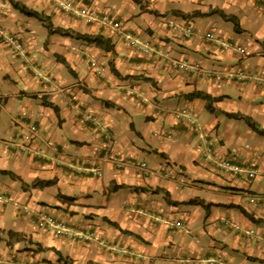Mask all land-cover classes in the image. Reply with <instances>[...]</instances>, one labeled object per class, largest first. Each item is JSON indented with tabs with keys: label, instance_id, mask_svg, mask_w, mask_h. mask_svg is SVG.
Here are the masks:
<instances>
[{
	"label": "crops",
	"instance_id": "obj_1",
	"mask_svg": "<svg viewBox=\"0 0 264 264\" xmlns=\"http://www.w3.org/2000/svg\"><path fill=\"white\" fill-rule=\"evenodd\" d=\"M12 1L54 27L100 34L113 51L49 34ZM65 2L72 12L60 9ZM80 7L121 28L87 23ZM184 20L188 39L167 28ZM209 31L245 55L207 41ZM133 40L200 70L170 68L136 52ZM258 74L264 0H0V170L14 175L0 174V264H264V137L241 118L264 132ZM195 91L209 96V108L187 97ZM20 121L36 126L31 141ZM226 158L254 177L219 167ZM112 183L121 188L110 192ZM39 209L66 233L38 229Z\"/></svg>",
	"mask_w": 264,
	"mask_h": 264
},
{
	"label": "built area",
	"instance_id": "obj_2",
	"mask_svg": "<svg viewBox=\"0 0 264 264\" xmlns=\"http://www.w3.org/2000/svg\"><path fill=\"white\" fill-rule=\"evenodd\" d=\"M254 1V0H251ZM60 9L63 12H71L73 10V5L71 2H65L60 5ZM77 14L82 16L87 23H92L94 21H99L101 25H107L110 26L112 29H119L120 23L118 21H114L110 14L107 13H101L99 14L95 9L91 7H80L77 9ZM167 28L170 31L178 32L183 39H188L193 35V29L191 24L187 23V21L184 20L183 25H177L175 23L169 22L167 23ZM204 38L209 42H223L224 47H233L236 52L240 55H243L246 53L244 48L241 46H233L230 43H227L217 35H215L212 31H209L205 33ZM4 40L9 41L11 44H13L16 47H19V44L17 40L14 38H5ZM129 45L134 48L136 52H138L141 55L149 56L151 58H154L155 60H165L167 65L170 68L176 69V70H182L185 72H191V71H199L200 67L197 64L190 65L185 60H178L174 59L170 56L168 51H165L163 49L158 48L154 50V46H151L148 42L147 43H141L139 41L133 40L129 42ZM103 67L98 68L97 72H103ZM263 75V74H262ZM239 79L242 78V74H238ZM260 90L264 91V76L261 75H255ZM181 115L187 116L186 111L183 110L181 112ZM179 116V115H178ZM86 121H92L93 117L89 114H86L85 118ZM189 120V119H188ZM189 123H194L193 121L189 120ZM21 128L26 129V133L23 135L24 139L30 141L36 136L37 129L33 124H25V123H19ZM208 153H212V148L208 146L207 148ZM231 160V158H226L223 161H221V167L224 168V170H228L232 172L236 177H246L248 179H251L254 177L255 172L253 170H246L243 168L240 163V161ZM138 168L140 171L147 172V165L144 162H141L138 164ZM251 202L254 201V197H250L249 199ZM35 226L38 229H47V228H54L57 229L58 233L64 234L66 233V230L64 229V226L56 221V219L45 209H39L35 214ZM75 237H78V235H73Z\"/></svg>",
	"mask_w": 264,
	"mask_h": 264
},
{
	"label": "trees",
	"instance_id": "obj_3",
	"mask_svg": "<svg viewBox=\"0 0 264 264\" xmlns=\"http://www.w3.org/2000/svg\"><path fill=\"white\" fill-rule=\"evenodd\" d=\"M132 1L134 3H138V0H132ZM11 4H12V7L14 9H16L18 12H20L21 14H23L27 17H30V18H35L39 22H41L44 25V27L47 29L49 34H58L60 36L70 37V38H74L76 40H82L86 44L94 45L98 49L105 51V52H112L113 51V45H112L111 41L108 38H106L100 34H80L77 32H73L72 30H69V29L54 27L48 16H45L42 13H38L32 9H29L26 6H24L23 4H20L18 2L12 1ZM219 14H222V13H219ZM222 16L227 18L228 20L232 21L233 25H234V29L236 31H238V24H237V21L235 20L234 17L226 16L224 14H222ZM183 17H186V16H183ZM110 69L112 72L116 73L115 70L113 69V67H110ZM187 97L188 98H201V99L205 100L207 108H209L210 103H211L209 96L202 93V92L195 91V92L188 94ZM241 118L245 121V123L247 124V126L251 130H253L257 134L264 137V132L262 130L258 129L257 125L251 119H249L248 117H241ZM0 174L1 175H8L10 177H14V175L12 173H10L6 170H0ZM32 184L34 187L44 188V187L50 186L52 184V181L36 180ZM120 188H121L120 185H116V184L112 183L109 187V191L115 192ZM62 198L66 199V200H72V198H70V197L69 198L68 197H62ZM187 203L188 204H200V205H202V201L195 200V199L189 200ZM6 235L9 239L13 235L18 236V233L7 231Z\"/></svg>",
	"mask_w": 264,
	"mask_h": 264
},
{
	"label": "clouds",
	"instance_id": "obj_4",
	"mask_svg": "<svg viewBox=\"0 0 264 264\" xmlns=\"http://www.w3.org/2000/svg\"><path fill=\"white\" fill-rule=\"evenodd\" d=\"M72 3V2H71ZM72 5H74L73 3H72ZM94 9V8H93ZM72 12V11H71ZM70 13V12H69ZM111 16V15H110ZM112 17V16H111ZM112 19L114 20V21H116L113 17H112ZM119 22V21H118ZM120 23V22H119ZM110 27V26H109ZM120 28H121V24H120ZM119 28V29H120ZM113 30H117V29H113ZM19 123H25V122H23V121H20ZM19 123H18V126L20 127V125H19ZM25 124H33V123H25ZM34 125V124H33ZM35 126V125H34ZM36 127V126H35ZM21 128V127H20ZM21 129H24L25 130V132H24V134L26 133V129L25 128H21ZM37 129V128H36ZM23 134V135H24ZM36 135H37V133H36ZM24 138V137H23ZM35 138V137H34ZM33 138V139H34ZM26 140V139H25ZM32 140V139H31ZM30 140V141H31ZM28 141V140H27ZM208 146H210L209 144H208ZM211 147V146H210ZM212 148V147H211ZM212 151H213V149H212ZM36 214V213H35ZM34 222H35V219H34ZM35 224V223H34Z\"/></svg>",
	"mask_w": 264,
	"mask_h": 264
},
{
	"label": "rangeland",
	"instance_id": "obj_5",
	"mask_svg": "<svg viewBox=\"0 0 264 264\" xmlns=\"http://www.w3.org/2000/svg\"><path fill=\"white\" fill-rule=\"evenodd\" d=\"M168 18H171V16H168ZM240 55V54H239ZM243 55H245V53L243 54ZM186 114H188V112L186 111ZM194 120V119H193ZM5 123H6V120H5ZM2 124H3V122H2ZM207 148H208V144H207V146H206V150H205V155H204V159H206V157L207 156H211V154L210 153H208L207 152ZM221 166V161H220V165H219V167ZM247 171H248V169H247ZM250 171V170H249Z\"/></svg>",
	"mask_w": 264,
	"mask_h": 264
}]
</instances>
